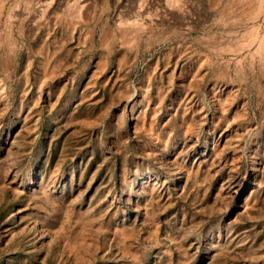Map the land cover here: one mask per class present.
I'll return each mask as SVG.
<instances>
[{
	"label": "rangeland",
	"instance_id": "rangeland-1",
	"mask_svg": "<svg viewBox=\"0 0 264 264\" xmlns=\"http://www.w3.org/2000/svg\"><path fill=\"white\" fill-rule=\"evenodd\" d=\"M0 264H264V0H0Z\"/></svg>",
	"mask_w": 264,
	"mask_h": 264
}]
</instances>
